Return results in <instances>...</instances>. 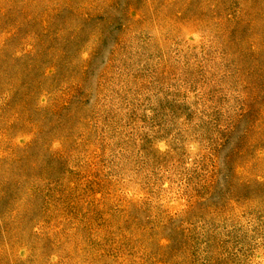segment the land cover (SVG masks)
Wrapping results in <instances>:
<instances>
[{
    "label": "rangeland",
    "instance_id": "1",
    "mask_svg": "<svg viewBox=\"0 0 264 264\" xmlns=\"http://www.w3.org/2000/svg\"><path fill=\"white\" fill-rule=\"evenodd\" d=\"M0 264H264V0H0Z\"/></svg>",
    "mask_w": 264,
    "mask_h": 264
}]
</instances>
